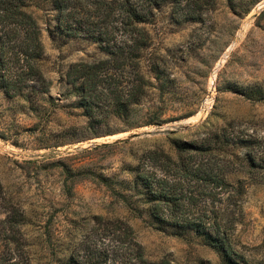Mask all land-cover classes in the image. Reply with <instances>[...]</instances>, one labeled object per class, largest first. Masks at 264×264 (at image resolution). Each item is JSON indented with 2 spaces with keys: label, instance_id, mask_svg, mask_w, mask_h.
Masks as SVG:
<instances>
[{
  "label": "rangeland",
  "instance_id": "374dc122",
  "mask_svg": "<svg viewBox=\"0 0 264 264\" xmlns=\"http://www.w3.org/2000/svg\"><path fill=\"white\" fill-rule=\"evenodd\" d=\"M39 1L42 66L52 85L31 99L0 93V264H67L116 230L151 261L220 264L222 255L201 239L155 228L119 194L138 195L134 170L149 151H168L170 139L201 143L228 125L264 139V0H204L201 20L181 25L164 7L150 29L171 63L146 108L166 123L136 127L122 118L91 125L77 109L66 74L101 51L57 37L51 6ZM241 170L230 180L249 183ZM244 209L242 243L261 257L264 184L249 187Z\"/></svg>",
  "mask_w": 264,
  "mask_h": 264
},
{
  "label": "trees",
  "instance_id": "16d2710c",
  "mask_svg": "<svg viewBox=\"0 0 264 264\" xmlns=\"http://www.w3.org/2000/svg\"><path fill=\"white\" fill-rule=\"evenodd\" d=\"M203 1L48 0L57 37L85 41L101 51L93 61L72 64L66 74L68 96L91 125L112 118L125 119L130 127L166 123L162 112L146 108L171 63L160 55L150 27L164 7L173 10L177 24L198 22ZM39 3L0 0V93L7 99L50 91L42 66ZM240 167L249 183L230 180ZM134 171L138 195L119 197L135 216H146L152 226L173 236L201 239L222 255L220 264H264V253L248 255L239 234L249 187L264 184V139L248 131L236 133L230 125L201 143L170 139L168 151H149ZM128 237L127 231L104 233L99 247L75 252L67 264H172L147 259Z\"/></svg>",
  "mask_w": 264,
  "mask_h": 264
}]
</instances>
